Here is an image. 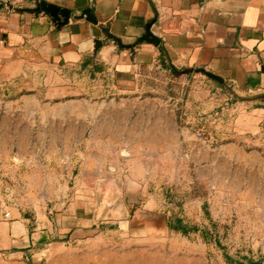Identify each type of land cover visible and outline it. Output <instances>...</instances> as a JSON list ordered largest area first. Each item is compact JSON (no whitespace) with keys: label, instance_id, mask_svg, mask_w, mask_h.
<instances>
[{"label":"rangeland","instance_id":"1","mask_svg":"<svg viewBox=\"0 0 264 264\" xmlns=\"http://www.w3.org/2000/svg\"><path fill=\"white\" fill-rule=\"evenodd\" d=\"M263 111L161 62L130 87L96 67L0 77V221L31 238L10 263L264 264Z\"/></svg>","mask_w":264,"mask_h":264},{"label":"crops","instance_id":"2","mask_svg":"<svg viewBox=\"0 0 264 264\" xmlns=\"http://www.w3.org/2000/svg\"><path fill=\"white\" fill-rule=\"evenodd\" d=\"M41 2L78 18L58 26L44 12H20ZM85 11L91 20L80 18ZM149 25L158 47L139 43ZM96 40L102 47L95 57ZM159 62L206 71L240 92L264 96V0H0L3 79L96 67L130 87L143 68ZM19 220L11 224L8 214L0 221V264H12L10 248L31 247L26 220Z\"/></svg>","mask_w":264,"mask_h":264},{"label":"water","instance_id":"3","mask_svg":"<svg viewBox=\"0 0 264 264\" xmlns=\"http://www.w3.org/2000/svg\"><path fill=\"white\" fill-rule=\"evenodd\" d=\"M20 12H30L39 14L41 12H44L51 16L53 18V21L58 26H63L69 23L71 19H77L78 17H75L70 10L60 8L56 5L47 4L45 2H41L40 4L36 5V8L34 9H21ZM86 17L88 20H91V14L89 11H85L80 18ZM94 21V20H93ZM152 25L147 26L145 35L139 39V43H142L144 41L149 42L151 44H154L155 46L160 45V39L157 38L152 32H151ZM102 47V42L99 40H96L95 47H94V55L97 56L99 50ZM209 78L223 84L224 80L214 74H211L209 72L203 71Z\"/></svg>","mask_w":264,"mask_h":264},{"label":"trees","instance_id":"4","mask_svg":"<svg viewBox=\"0 0 264 264\" xmlns=\"http://www.w3.org/2000/svg\"><path fill=\"white\" fill-rule=\"evenodd\" d=\"M174 70V69H172ZM176 71V70H174ZM168 226L171 230L180 232L183 235H189L191 232L197 231V228H191L183 223L181 219L170 220ZM227 259L231 261V259L227 256ZM251 264H261V262H251Z\"/></svg>","mask_w":264,"mask_h":264}]
</instances>
